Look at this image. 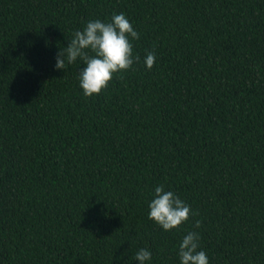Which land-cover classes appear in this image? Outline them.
I'll use <instances>...</instances> for the list:
<instances>
[{
	"label": "trees",
	"instance_id": "1",
	"mask_svg": "<svg viewBox=\"0 0 264 264\" xmlns=\"http://www.w3.org/2000/svg\"><path fill=\"white\" fill-rule=\"evenodd\" d=\"M114 13L140 61L85 97L56 55ZM159 185L178 229L148 218ZM189 231L264 264V0H0V264H180Z\"/></svg>",
	"mask_w": 264,
	"mask_h": 264
},
{
	"label": "clouds",
	"instance_id": "2",
	"mask_svg": "<svg viewBox=\"0 0 264 264\" xmlns=\"http://www.w3.org/2000/svg\"><path fill=\"white\" fill-rule=\"evenodd\" d=\"M139 39V33L124 13L113 14L110 22L89 20L83 30L73 33L68 46L60 48L56 55V70L64 69L80 61L85 65L78 73L79 86L85 97L99 95L105 90L114 76L127 72L134 63L140 61L133 55V40ZM156 61L155 52H148L144 58L147 69ZM154 198L148 204V218L164 231L178 229L195 213L189 205L174 192L165 191L164 185L154 189ZM193 227L199 229L201 221L196 220ZM200 236L196 231H189L179 244L180 264H209L208 257L200 249ZM151 252L139 249L135 260L146 264L151 260Z\"/></svg>",
	"mask_w": 264,
	"mask_h": 264
}]
</instances>
